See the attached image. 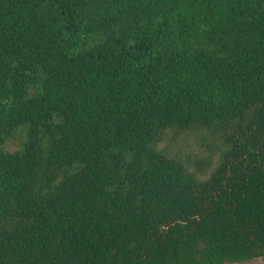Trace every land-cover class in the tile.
Returning a JSON list of instances; mask_svg holds the SVG:
<instances>
[{
    "label": "trees",
    "instance_id": "obj_1",
    "mask_svg": "<svg viewBox=\"0 0 264 264\" xmlns=\"http://www.w3.org/2000/svg\"><path fill=\"white\" fill-rule=\"evenodd\" d=\"M191 127L229 147L204 181L151 147ZM258 259L264 0H0V264Z\"/></svg>",
    "mask_w": 264,
    "mask_h": 264
},
{
    "label": "rangeland",
    "instance_id": "obj_2",
    "mask_svg": "<svg viewBox=\"0 0 264 264\" xmlns=\"http://www.w3.org/2000/svg\"><path fill=\"white\" fill-rule=\"evenodd\" d=\"M101 39L102 36L100 34L81 36L74 52L79 53L82 50H89ZM29 92L33 96L39 93V89L35 86H30ZM55 121L58 123L61 119L56 117ZM27 130V126L16 128L6 140L3 150L9 154L21 151L23 143L27 140ZM46 143L47 139L43 138L42 135V145L46 146ZM151 147L157 151H167L171 158L185 164L190 173H196V163L208 160L211 157V153L214 152L212 169L196 173V178L199 181L207 180L210 177L212 170L221 164L223 154L229 149L224 144V139L219 132L198 127H191L181 132L167 130L163 133V139L158 143H153ZM243 264H264V259Z\"/></svg>",
    "mask_w": 264,
    "mask_h": 264
}]
</instances>
